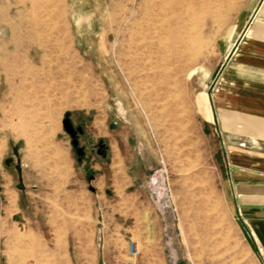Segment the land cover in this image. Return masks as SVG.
Here are the masks:
<instances>
[{
  "label": "rangeland",
  "instance_id": "obj_1",
  "mask_svg": "<svg viewBox=\"0 0 264 264\" xmlns=\"http://www.w3.org/2000/svg\"><path fill=\"white\" fill-rule=\"evenodd\" d=\"M248 7L0 0V264H81L103 212L125 218L132 201L158 216L168 264H264L228 209L204 119ZM132 176L145 196H114ZM98 182L107 196H91Z\"/></svg>",
  "mask_w": 264,
  "mask_h": 264
},
{
  "label": "crops",
  "instance_id": "obj_2",
  "mask_svg": "<svg viewBox=\"0 0 264 264\" xmlns=\"http://www.w3.org/2000/svg\"><path fill=\"white\" fill-rule=\"evenodd\" d=\"M242 26L205 93L204 118L223 154V188L230 213L259 262L264 258V0H248ZM97 153L105 149L98 145ZM126 148L116 146L124 159ZM149 154L154 152L150 149ZM135 176L116 182L114 196H145ZM129 185H134L128 189ZM91 196H107L101 182ZM118 193V194H117ZM97 220L95 244L81 264H168L163 254L161 223L152 209L132 201L130 214L104 211ZM99 217V214H98ZM104 217V215H100ZM129 217V221H127ZM130 241L143 251L131 255ZM83 255V254H82Z\"/></svg>",
  "mask_w": 264,
  "mask_h": 264
},
{
  "label": "built area",
  "instance_id": "obj_3",
  "mask_svg": "<svg viewBox=\"0 0 264 264\" xmlns=\"http://www.w3.org/2000/svg\"><path fill=\"white\" fill-rule=\"evenodd\" d=\"M129 251H130V254L131 255H136L138 250H137V247L135 245H133V243L130 241L129 243Z\"/></svg>",
  "mask_w": 264,
  "mask_h": 264
},
{
  "label": "bare ground",
  "instance_id": "obj_4",
  "mask_svg": "<svg viewBox=\"0 0 264 264\" xmlns=\"http://www.w3.org/2000/svg\"><path fill=\"white\" fill-rule=\"evenodd\" d=\"M226 10V9H225ZM175 17H178V16H175ZM171 20V19H170ZM165 21V20H164ZM168 22H170V21H168ZM174 27H176V26H174ZM181 27V26H180ZM169 30V27H167V31ZM175 33V32H174ZM166 34H167V32H166ZM178 41H180L179 39H178ZM176 43H177V41H176ZM185 43V42H184ZM181 45H182V43H181ZM184 45V44H183ZM181 47V46H180ZM175 51V50H174ZM183 52H184V48H183ZM180 53V52H179ZM175 54H176V51H175ZM182 55V54H181ZM148 82V81H147Z\"/></svg>",
  "mask_w": 264,
  "mask_h": 264
},
{
  "label": "water",
  "instance_id": "obj_5",
  "mask_svg": "<svg viewBox=\"0 0 264 264\" xmlns=\"http://www.w3.org/2000/svg\"><path fill=\"white\" fill-rule=\"evenodd\" d=\"M66 129H67L68 132H70V130H71L70 126H68V125L66 126Z\"/></svg>",
  "mask_w": 264,
  "mask_h": 264
}]
</instances>
